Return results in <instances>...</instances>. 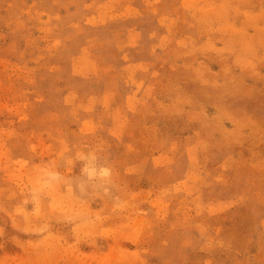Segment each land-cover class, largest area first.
Returning a JSON list of instances; mask_svg holds the SVG:
<instances>
[{
  "label": "rangeland",
  "instance_id": "374dc122",
  "mask_svg": "<svg viewBox=\"0 0 264 264\" xmlns=\"http://www.w3.org/2000/svg\"><path fill=\"white\" fill-rule=\"evenodd\" d=\"M0 264H264V0H0Z\"/></svg>",
  "mask_w": 264,
  "mask_h": 264
},
{
  "label": "clouds",
  "instance_id": "9594fccd",
  "mask_svg": "<svg viewBox=\"0 0 264 264\" xmlns=\"http://www.w3.org/2000/svg\"><path fill=\"white\" fill-rule=\"evenodd\" d=\"M75 162L80 166L77 175L66 180L59 172L48 171L43 186L51 188L57 184L66 183L73 195L85 198L92 193L103 194L113 199L115 208L123 207V202L113 192L111 168L102 163L100 157L94 151L78 154ZM38 194V191L34 192V200Z\"/></svg>",
  "mask_w": 264,
  "mask_h": 264
}]
</instances>
